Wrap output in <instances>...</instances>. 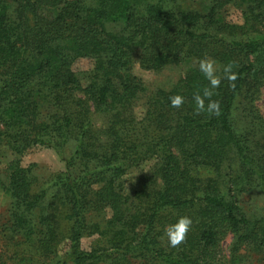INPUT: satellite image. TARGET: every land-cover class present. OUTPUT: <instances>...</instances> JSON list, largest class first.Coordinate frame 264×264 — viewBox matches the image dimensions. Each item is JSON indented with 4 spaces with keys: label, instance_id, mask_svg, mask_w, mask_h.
<instances>
[{
    "label": "trees",
    "instance_id": "obj_1",
    "mask_svg": "<svg viewBox=\"0 0 264 264\" xmlns=\"http://www.w3.org/2000/svg\"><path fill=\"white\" fill-rule=\"evenodd\" d=\"M205 58L236 74L219 115L193 100ZM172 65L181 77L150 93L133 72ZM263 87L264 0H0V264H264V215L238 202L264 198ZM35 147L64 169L22 167ZM179 216L192 227L171 247Z\"/></svg>",
    "mask_w": 264,
    "mask_h": 264
},
{
    "label": "rangeland",
    "instance_id": "obj_2",
    "mask_svg": "<svg viewBox=\"0 0 264 264\" xmlns=\"http://www.w3.org/2000/svg\"><path fill=\"white\" fill-rule=\"evenodd\" d=\"M186 4H193V2H198L199 0H184ZM227 19L232 22H239V14L232 8L228 7L226 10ZM77 70H82L86 68L85 62H79L76 67ZM184 67L181 65H172L166 67L162 71L147 72L140 70L135 67L133 72L136 76L141 78L147 88L148 93L153 92L157 89H169L183 74ZM261 96L259 101L256 103L259 111L260 118L264 122V87L261 90ZM142 103V102H141ZM141 103L135 108L136 113L139 115L142 113ZM6 159L4 162L0 163V170L6 165ZM19 162L22 167H27L29 165H35V172L37 176L41 179L48 176L50 173L59 172L64 169V162L57 156V154L47 148L35 147L27 152L25 155L19 158ZM139 176V170L130 171L122 180L123 186L126 190L132 188L135 179ZM239 205L243 209L250 213L262 214L264 215V198L257 195H245L238 198ZM8 205V199L3 194L0 193V212L3 214ZM231 237H226L220 244L222 253L227 254L228 248L231 245ZM90 239H83L81 241V247L84 250H88L90 246Z\"/></svg>",
    "mask_w": 264,
    "mask_h": 264
},
{
    "label": "clouds",
    "instance_id": "obj_3",
    "mask_svg": "<svg viewBox=\"0 0 264 264\" xmlns=\"http://www.w3.org/2000/svg\"><path fill=\"white\" fill-rule=\"evenodd\" d=\"M199 70L203 73L205 79L208 81L202 91L193 94V100L197 113H207L209 115L220 114V103L218 100L212 99L216 95V89L221 85L222 79L234 81L236 74L233 71L232 64H226L223 67V76L218 74V68L214 60L205 58L199 62ZM207 101V103H206ZM171 106L180 108L184 103V97L176 95L171 98ZM192 227V220L189 216H179L174 223L168 224L164 228V236L166 237L169 246L177 247L185 239Z\"/></svg>",
    "mask_w": 264,
    "mask_h": 264
}]
</instances>
